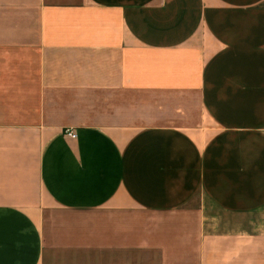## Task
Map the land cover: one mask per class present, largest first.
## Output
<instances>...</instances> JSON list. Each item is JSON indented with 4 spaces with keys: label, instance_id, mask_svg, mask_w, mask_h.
<instances>
[{
    "label": "crops",
    "instance_id": "crops-1",
    "mask_svg": "<svg viewBox=\"0 0 264 264\" xmlns=\"http://www.w3.org/2000/svg\"><path fill=\"white\" fill-rule=\"evenodd\" d=\"M0 264H264V0H0Z\"/></svg>",
    "mask_w": 264,
    "mask_h": 264
},
{
    "label": "rangeland",
    "instance_id": "rangeland-1",
    "mask_svg": "<svg viewBox=\"0 0 264 264\" xmlns=\"http://www.w3.org/2000/svg\"><path fill=\"white\" fill-rule=\"evenodd\" d=\"M209 98H211V93L209 94ZM219 98H221V99H226L227 97H226V94L225 95H223V93H221L220 95H219ZM86 257H89V260H92V259H95V258H99L100 256H95L94 254H89V256H86ZM92 262H95V260H93Z\"/></svg>",
    "mask_w": 264,
    "mask_h": 264
},
{
    "label": "built area",
    "instance_id": "built-area-1",
    "mask_svg": "<svg viewBox=\"0 0 264 264\" xmlns=\"http://www.w3.org/2000/svg\"><path fill=\"white\" fill-rule=\"evenodd\" d=\"M64 134L69 137H74V133L71 130L64 129Z\"/></svg>",
    "mask_w": 264,
    "mask_h": 264
}]
</instances>
